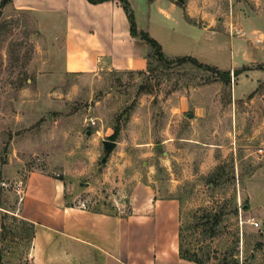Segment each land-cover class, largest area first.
Wrapping results in <instances>:
<instances>
[{"label": "rangeland", "instance_id": "rangeland-1", "mask_svg": "<svg viewBox=\"0 0 264 264\" xmlns=\"http://www.w3.org/2000/svg\"><path fill=\"white\" fill-rule=\"evenodd\" d=\"M128 1L137 27L161 40L167 58L230 71V83L190 62L166 66L152 57L146 74L65 72L63 17L13 1L1 7L0 264H29L19 203L31 171L61 180L66 204L112 214L141 196H175L188 253L261 263L264 0H172L188 4L192 22L179 6L166 20L158 9L169 7L157 9L165 0ZM208 23L214 32L204 30ZM105 139L116 146L102 162Z\"/></svg>", "mask_w": 264, "mask_h": 264}, {"label": "crops", "instance_id": "crops-1", "mask_svg": "<svg viewBox=\"0 0 264 264\" xmlns=\"http://www.w3.org/2000/svg\"><path fill=\"white\" fill-rule=\"evenodd\" d=\"M12 1L19 9H45L63 17L61 65L65 72L145 69L149 48L130 35L119 0H30L27 5L24 0ZM40 1L49 2L41 5ZM181 5L165 0V5H157V9L169 7L158 9L168 20L170 12L179 6L185 19L192 22L189 19L194 13L188 4ZM137 28L146 29L162 47L161 40L148 28ZM203 28L215 31L209 23ZM22 191L19 217L34 227L29 264H199L179 255L180 205L175 196H141L130 201L131 208L122 215L66 204L63 182L39 171L28 174ZM222 263L218 258L209 260V264Z\"/></svg>", "mask_w": 264, "mask_h": 264}, {"label": "trees", "instance_id": "trees-1", "mask_svg": "<svg viewBox=\"0 0 264 264\" xmlns=\"http://www.w3.org/2000/svg\"><path fill=\"white\" fill-rule=\"evenodd\" d=\"M87 1L90 3H97V2L104 1V0H87ZM9 2H11V0H1L0 1V8L5 6ZM119 2H120L121 6H122V8L126 14L127 20H128L130 35L132 37L140 38L141 40H143L149 48V51L145 55V58H146L145 69L144 70H136V71L130 70L128 72H137L138 74H146L148 72L151 73V71H153V68H151L150 58L152 57V58L156 59L159 63L166 65V66H171V65H173V63L179 64V63H184V62H190L191 64L195 65L198 68H202V69H205V70L210 71L212 73H215L216 75H218L219 79L224 84L230 83V71L219 70L216 66H211L208 64L201 63L196 58H194L192 56H181V57L171 58V59L167 58L162 51V47H161L160 43L155 38L150 36L148 32L140 30L137 28L134 13H133V10L130 6L129 1L128 0H119ZM0 15H1V9H0ZM250 68L251 67H249V66H245V67H242L241 70L243 71V70H247ZM257 68H263L264 69V67L261 65H258ZM238 72H239V70H235L233 74L237 75ZM112 128H113V132L109 136L110 139H114L120 131L119 124L114 125ZM4 216H7V215H4ZM20 223H21L22 227H20V229H19V234L23 231H28L29 241H31V238H32L33 233H34L33 224L24 220L23 218H20ZM1 227L5 228L4 222L1 224ZM1 254H2V250L0 248V259H1ZM179 255L182 258L192 260V261L197 262L199 264H209V257H207L206 260L201 259L196 254L188 253L185 249H183L182 244H181V232H180V230H179ZM221 260L224 264H238V262L236 260L228 261L226 258H223Z\"/></svg>", "mask_w": 264, "mask_h": 264}, {"label": "water", "instance_id": "water-1", "mask_svg": "<svg viewBox=\"0 0 264 264\" xmlns=\"http://www.w3.org/2000/svg\"><path fill=\"white\" fill-rule=\"evenodd\" d=\"M187 116L190 117V114H188ZM87 134H89V131H87ZM115 146H116V142L114 140H109V139L102 140V147H103V151L105 152V157L101 159L102 162L105 161L106 156L115 148ZM157 148L159 149L160 145H157Z\"/></svg>", "mask_w": 264, "mask_h": 264}, {"label": "built area", "instance_id": "built-area-1", "mask_svg": "<svg viewBox=\"0 0 264 264\" xmlns=\"http://www.w3.org/2000/svg\"><path fill=\"white\" fill-rule=\"evenodd\" d=\"M259 151H261V149H259ZM17 191L19 192V188L17 189ZM22 191V190H21ZM239 223L242 222H249L253 227L257 228L260 226V223L254 218V217H250L246 220H242L241 215H239Z\"/></svg>", "mask_w": 264, "mask_h": 264}]
</instances>
